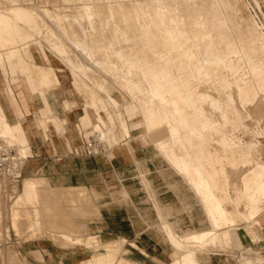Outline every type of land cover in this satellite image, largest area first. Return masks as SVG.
I'll use <instances>...</instances> for the list:
<instances>
[{"label":"bare ground","instance_id":"6f19581e","mask_svg":"<svg viewBox=\"0 0 264 264\" xmlns=\"http://www.w3.org/2000/svg\"><path fill=\"white\" fill-rule=\"evenodd\" d=\"M20 1L0 5V69L10 68L25 79L33 93L44 96L65 79L63 69L49 63L47 53L54 52L83 97V120L100 140L111 145L112 151H129V139L121 144L130 137L123 113L110 109L122 102L133 104L142 120V130L133 141L139 137L152 144L151 155L137 160L143 175L129 164L117 171V179H107L106 190L95 184V191L101 193L99 208L120 214L130 231L138 234L139 245H153L170 264H212L200 255L221 245L239 244L240 231L247 241L261 246L263 239L256 227L261 226L257 217L263 212L264 163L246 164V173L238 177L241 187L230 188L233 184L228 179L232 180L236 170L230 172V167L237 160L231 137L223 130L231 119L229 106L198 90L201 84L216 85L240 122L247 115V105L264 92V32L250 14H241V1L61 0V6L76 9L78 15L61 12L54 5L51 10L44 7L42 12L56 30L42 19L36 6L27 7ZM40 37L48 48L39 42ZM41 50L47 52L48 62L38 64L34 58ZM62 107L73 112L81 106L67 100ZM115 118L119 119L120 135L108 131L106 123L114 128ZM48 123L57 132L65 128L71 132L70 123L52 114L49 107L40 110L34 121L44 133ZM1 140L27 157L24 128L19 121L8 122L0 106ZM57 182L43 176L23 180L22 191L12 209L10 206L14 228L20 215L30 229L42 224L53 228L58 215L69 227H87L92 208L69 205L62 210L60 197L70 201L77 187L66 188ZM239 205L243 206L240 210ZM239 220L243 227L236 225ZM91 235L87 242L72 241L94 250L105 245L110 250L93 254L84 263L140 264L117 256L118 241L92 246L95 238Z\"/></svg>","mask_w":264,"mask_h":264},{"label":"rangeland","instance_id":"374dc122","mask_svg":"<svg viewBox=\"0 0 264 264\" xmlns=\"http://www.w3.org/2000/svg\"><path fill=\"white\" fill-rule=\"evenodd\" d=\"M240 1L242 3L241 14H250L253 20L257 23L258 27L264 32V0ZM20 2H22L27 7L36 6L42 19L44 21L47 20L45 22L54 30H56V28L53 22H51V20L47 18L42 12V9L44 7L51 10L53 9L54 5L59 8L61 12H74L78 15L76 9L72 7L61 6V0H23ZM8 4V0H0L1 6H7ZM39 42L45 48H48L46 42L42 37L39 38ZM65 42L70 47V49H72L73 53L77 54L74 47L70 45L68 41ZM44 53L46 54L47 52L41 50L37 53L38 57L34 58V60L38 64L48 62V59H46ZM47 56L50 60V64L61 67L63 69V75H65V79L63 81V84L60 85L61 93L64 94L65 98L76 102L77 108L81 106L79 109H75L77 111L72 112L74 114L81 112L78 118L77 130L75 134V140H77V143L80 145V147L76 151H74V154L85 156L81 158H86L87 160L90 159L92 163H96L98 164L97 166L100 167L99 168L93 166L91 168L93 172H95V175L89 177L88 180L91 187L85 188L80 182V185L76 188V190H73V192L71 193L73 195L77 193L74 196L72 195V198H70L71 200L69 199L71 202L68 201V199H66L64 196L60 197L59 200L61 201H59V206L62 210H66L69 205H75L78 209H87L88 207H91L92 214L91 216H87V219L85 221L87 227H85L84 229L69 227V224L67 222L60 220L61 215H58L56 221L53 222V228L42 224L41 228L38 227L39 229L28 228L25 216L20 215V217L16 219L17 226L14 228L12 226L11 218L13 217L11 215L10 206L12 209V205L16 203L15 201L18 196L17 194L22 191L23 180L26 177L21 176L19 182L13 185H9L5 179H0V264H79L81 260L82 262L80 264H86L84 263L86 262V258L92 256L93 254H101L102 252H105V250H110V248L106 247L105 245H102L100 248L94 250L93 248L88 247L85 244L76 245L75 243H73L77 240H83L87 242V240L89 241V239H91V234L93 235H91V237L95 238V242L91 244L92 246L95 244L106 243L108 241H113L114 243L118 241L119 244L117 247H115L118 248V251L116 252L117 256H123L140 264H159L153 259H150V257H146L143 254L138 253V251H132L131 247L141 250L144 246H153L149 243L142 245L143 247L139 245L138 234L134 235V233L130 231L129 224H127V222H123V219L121 220L120 214L110 213L105 209H100L99 205L101 206L102 200L99 194L101 193H97V191H95L97 189L95 187V184L104 186L103 189L106 190V186H109L107 179L109 177L112 179H117V171L119 169L127 167V165L129 164L135 169V171H140L141 175H143V172L141 171L142 168L137 160L140 157L142 158L150 156L153 149L151 142L144 143L139 137L135 141H133V138L139 135L138 130H142V120L138 111L133 106V104H123L122 102H120V104L114 108L110 107L111 111L119 110L123 113L126 125L130 130V137H126L125 139H123L121 141V144L123 143V141H128V139L131 141L127 143L129 150L127 153L124 152L125 150L123 148L120 151H112V146H108L109 144L106 141L100 140L98 138V133L96 131H93L83 120L84 112L81 105L83 103V97L72 86L71 79L66 67L56 61L54 52H51V54L47 53ZM81 59L84 63H88L85 59ZM9 71L13 77L15 73L10 70V68ZM101 75H103L108 81H110V79L106 75ZM14 81L15 78H12V82ZM114 87L117 90H120L115 84ZM198 90L207 91L222 102L227 103L229 106L228 114L231 119L230 122L225 124L226 126H224L223 130L229 137H231L232 148L235 154L234 157L237 160V165H235V167L229 166L232 170L230 172L235 171V173L233 174V176H230L232 177V180L229 181L230 179H228V183L233 184V186L230 188L236 186L237 188L234 187V189L238 190L239 187H241V183L238 179L239 175L245 174L247 169L251 167L249 165H253L256 162L264 163V92L258 93L256 100L247 105V115L243 117L242 121L244 122H240L237 119L232 105H229L226 95L221 90H219L216 85H212L211 83L201 84L199 85ZM119 93L124 94L121 90L119 91ZM36 94L39 95L38 93ZM111 95L115 97L116 92H112ZM124 98L126 101H129L130 99L125 94ZM235 105L244 112L241 106L238 105L237 100H235ZM42 110L48 111V108H43ZM262 110L263 113L260 114ZM106 124L110 133L118 131L117 134L120 135L121 130L118 118H115L114 128L109 126L108 123ZM132 129H135L134 132H131L133 131ZM68 133L71 137L74 135L72 129L71 132L68 131ZM1 142L4 143V141L2 140ZM13 148H15L16 151L18 149L16 146ZM249 162L251 164H249ZM246 164L249 167L245 166ZM230 169L226 168V171ZM233 169L236 170L233 171ZM63 185L69 188V186H71L72 184ZM232 190H230V195H232V192H234ZM241 206L242 205L238 206L239 210ZM260 206L263 211L264 197L260 199ZM228 207L230 208V206ZM242 208L241 211L243 210ZM236 225L238 227H243L244 223L239 220L236 222ZM119 232L124 236H121ZM237 232L238 231H236V233ZM256 232L263 239L261 246L258 247L256 246L258 243H250L249 241H240V244L232 242L230 247H217L209 249L208 253H211V255H208V257L213 264H243L241 262L242 258L247 257L253 259L256 256H259V254L264 257V225H261L260 227L257 226ZM64 234L66 237H69L67 239H69L68 241H70L71 243L67 242ZM87 235H89V237ZM127 236L131 237L127 238ZM133 240H136V242H132ZM131 244H134L136 246H133ZM43 246L49 247V250L46 249L47 251H45L44 253L40 252L39 248ZM141 251L143 252V250ZM44 255L46 256L45 259ZM204 256L205 255L203 254L200 255L201 258H203ZM157 257L160 260L164 261V259L161 258L158 254Z\"/></svg>","mask_w":264,"mask_h":264},{"label":"crops","instance_id":"0c3cea01","mask_svg":"<svg viewBox=\"0 0 264 264\" xmlns=\"http://www.w3.org/2000/svg\"><path fill=\"white\" fill-rule=\"evenodd\" d=\"M12 78H15L14 82H12ZM63 100L72 101L65 98L58 85L48 90L46 95L39 96L28 88L25 79L21 75L15 74L12 77L9 69L5 71L0 69V106L8 122L14 123L19 121L21 123L28 141L29 148L27 157H25L23 161L21 176H43L48 179H53L56 182L58 181L59 184L61 182V184H72L69 188L78 187L81 182L85 188H88L91 187L88 182L89 177L95 175V172H93L91 168L93 166H99H97L98 164L96 163H92L90 159L81 158L85 156L74 154V151L80 147L77 140H75V134L81 112L74 114L64 110L62 107ZM48 107L52 109V114L61 119L65 118L67 124L70 123L71 129L74 132L72 137L69 135L67 128H65L64 131L57 132L53 125L48 123L45 134L42 128H38V126L34 124L35 116L39 115L40 110ZM73 177H76L78 181L73 182ZM257 220L260 225H264V210L257 217ZM120 234L124 236L122 233ZM131 236H127V238ZM230 236H234V231L230 232ZM240 241L247 242L245 234L242 231L238 234L239 244ZM132 242H136V240ZM220 247H230V245H221L219 248ZM48 248L47 246H43L39 248V251L44 253ZM143 248L146 250L147 255L140 249L131 247L132 251H138V253L150 257V259H153L159 264H170L166 255H160L156 251V247ZM208 250L206 251L207 255L203 258L212 263L208 257V255H211V253H208ZM156 253L163 258L164 261L160 260ZM45 258L46 256L44 255V259ZM241 262L243 264H264V257L259 254V256L253 259L247 257L242 258Z\"/></svg>","mask_w":264,"mask_h":264},{"label":"built area","instance_id":"2783aa9c","mask_svg":"<svg viewBox=\"0 0 264 264\" xmlns=\"http://www.w3.org/2000/svg\"><path fill=\"white\" fill-rule=\"evenodd\" d=\"M24 159L15 148L0 141V179H5L9 185L17 184Z\"/></svg>","mask_w":264,"mask_h":264}]
</instances>
